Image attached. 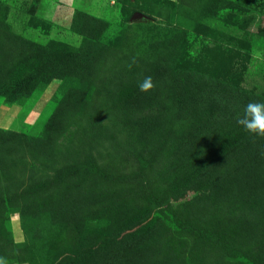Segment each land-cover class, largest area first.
<instances>
[{
  "label": "rangeland",
  "instance_id": "obj_1",
  "mask_svg": "<svg viewBox=\"0 0 264 264\" xmlns=\"http://www.w3.org/2000/svg\"><path fill=\"white\" fill-rule=\"evenodd\" d=\"M229 94L264 102V0H0V264H264Z\"/></svg>",
  "mask_w": 264,
  "mask_h": 264
},
{
  "label": "clouds",
  "instance_id": "obj_2",
  "mask_svg": "<svg viewBox=\"0 0 264 264\" xmlns=\"http://www.w3.org/2000/svg\"><path fill=\"white\" fill-rule=\"evenodd\" d=\"M150 77L138 85L141 91H145L152 85L149 83ZM237 124L255 136H264V102H249L243 109V116H237Z\"/></svg>",
  "mask_w": 264,
  "mask_h": 264
},
{
  "label": "trees",
  "instance_id": "obj_3",
  "mask_svg": "<svg viewBox=\"0 0 264 264\" xmlns=\"http://www.w3.org/2000/svg\"><path fill=\"white\" fill-rule=\"evenodd\" d=\"M228 100L229 101L231 100V103L230 102L227 103V113L229 115V119L231 120V122H236L237 116H243V109L246 105L244 103L245 106H243V104H238L237 102H235V97L232 96L231 94H229ZM232 105H234L235 107H233ZM239 130L242 131L243 127L239 126ZM233 143L235 147L238 148L239 150L240 148H242L241 144H239V141H233Z\"/></svg>",
  "mask_w": 264,
  "mask_h": 264
}]
</instances>
